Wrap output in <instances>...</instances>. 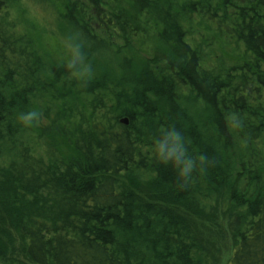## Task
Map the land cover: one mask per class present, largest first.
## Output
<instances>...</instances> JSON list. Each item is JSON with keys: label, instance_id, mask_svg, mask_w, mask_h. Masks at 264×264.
Wrapping results in <instances>:
<instances>
[{"label": "trees", "instance_id": "1", "mask_svg": "<svg viewBox=\"0 0 264 264\" xmlns=\"http://www.w3.org/2000/svg\"><path fill=\"white\" fill-rule=\"evenodd\" d=\"M30 1L48 12L54 49L17 29L0 0V227L28 259L200 264L171 206L219 212L226 264H264V0ZM194 17L232 46V63L190 36ZM70 44L87 76L69 66ZM29 111L38 117L26 126ZM172 132L190 174L160 156ZM23 152L41 154L11 175L6 161ZM5 254L0 264H23Z\"/></svg>", "mask_w": 264, "mask_h": 264}, {"label": "rangeland", "instance_id": "2", "mask_svg": "<svg viewBox=\"0 0 264 264\" xmlns=\"http://www.w3.org/2000/svg\"><path fill=\"white\" fill-rule=\"evenodd\" d=\"M8 1L10 3V15L15 20L17 29L26 30L28 35H33L46 48L54 49L59 40L49 32V14L46 15L48 12H44L30 0ZM201 22V19L194 17L191 23L194 31L190 36L194 37L196 42L203 47L209 58H214V62L232 63L236 57L232 46L228 42H222L219 35L207 23L204 25ZM38 153L41 154L40 152H28L25 155V152H23V157L14 155L11 161L7 160L6 166L8 164L11 166L9 169L11 175L19 176L26 173L30 166L34 167L39 160L36 156ZM125 183L129 186L128 180ZM133 187L139 191L142 201H146L148 204L153 202L152 196L148 194V185L137 181ZM168 211L170 213L166 212L171 217L174 216L190 229L193 251L200 264H226L231 253L232 237L227 229V221L219 212H215L214 215L207 214V212V215H200L199 213L193 215L180 210L173 211L171 206H169ZM0 246L7 257L23 264H34L26 256L24 245L15 231L7 225L0 227Z\"/></svg>", "mask_w": 264, "mask_h": 264}, {"label": "clouds", "instance_id": "3", "mask_svg": "<svg viewBox=\"0 0 264 264\" xmlns=\"http://www.w3.org/2000/svg\"><path fill=\"white\" fill-rule=\"evenodd\" d=\"M71 49V58L69 60L70 67H76L78 74L81 77L87 76L90 72V68L83 64V56L80 51L79 45H69ZM38 117V113L35 111H29L21 113L19 119L26 125L30 126ZM169 139L173 141L171 146L165 144L160 149L161 158L167 162L169 160L177 161L181 165L182 174H190L191 169L194 166V162L191 159L184 158V150L178 133H169Z\"/></svg>", "mask_w": 264, "mask_h": 264}, {"label": "water", "instance_id": "4", "mask_svg": "<svg viewBox=\"0 0 264 264\" xmlns=\"http://www.w3.org/2000/svg\"><path fill=\"white\" fill-rule=\"evenodd\" d=\"M120 121H121L122 123H124V124H127V123H128V119H127V118H122V119H120Z\"/></svg>", "mask_w": 264, "mask_h": 264}]
</instances>
